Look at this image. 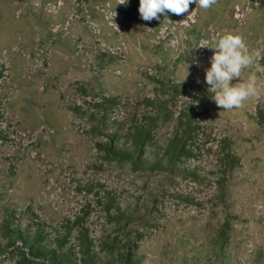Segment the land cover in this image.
<instances>
[{
  "label": "rangeland",
  "instance_id": "obj_1",
  "mask_svg": "<svg viewBox=\"0 0 264 264\" xmlns=\"http://www.w3.org/2000/svg\"><path fill=\"white\" fill-rule=\"evenodd\" d=\"M118 3L0 0V264H264V77L225 111L196 48L240 34L264 66V0Z\"/></svg>",
  "mask_w": 264,
  "mask_h": 264
},
{
  "label": "clouds",
  "instance_id": "obj_2",
  "mask_svg": "<svg viewBox=\"0 0 264 264\" xmlns=\"http://www.w3.org/2000/svg\"><path fill=\"white\" fill-rule=\"evenodd\" d=\"M127 3L128 0H119L118 4L127 5ZM217 3L218 0H139L138 11L140 18L146 22L159 21L161 15L165 17L164 21L172 22L167 18L168 13L175 15L189 13L191 4L208 10ZM204 47L214 50L210 60L211 66L205 70V81L210 86L209 90L213 91L214 95L211 97L218 107L225 111L239 109L246 101L258 98L262 94L260 85L261 78L264 77V66L258 62L260 53L250 50L242 35L227 33L212 45L203 41L196 48ZM245 70H250L246 80H244ZM188 75L186 69L182 81ZM234 79H238L239 82L232 83Z\"/></svg>",
  "mask_w": 264,
  "mask_h": 264
},
{
  "label": "trees",
  "instance_id": "obj_3",
  "mask_svg": "<svg viewBox=\"0 0 264 264\" xmlns=\"http://www.w3.org/2000/svg\"><path fill=\"white\" fill-rule=\"evenodd\" d=\"M134 136L133 141L135 143V146L131 150H119L116 152L117 157L124 159V160H134L137 155L142 153L144 143L149 136L145 133V130H135L131 134ZM178 140L173 142L171 148H170V155L171 158L174 159L179 153L177 150L178 148ZM143 154V153H142ZM137 161L140 162L142 161L141 158H137ZM25 244H29V255L33 257L34 259H45V260H50L55 263L59 264H71L70 262H67V260H63V257L61 255H56L51 252H48L45 248H42L39 246L37 243H34L30 240H25ZM55 253V252H54Z\"/></svg>",
  "mask_w": 264,
  "mask_h": 264
}]
</instances>
